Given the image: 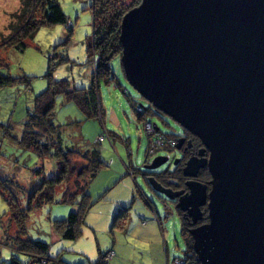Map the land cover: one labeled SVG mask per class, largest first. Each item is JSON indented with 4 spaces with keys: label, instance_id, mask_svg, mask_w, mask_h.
<instances>
[{
    "label": "rangeland",
    "instance_id": "obj_1",
    "mask_svg": "<svg viewBox=\"0 0 264 264\" xmlns=\"http://www.w3.org/2000/svg\"><path fill=\"white\" fill-rule=\"evenodd\" d=\"M93 1L58 0L73 27L67 23L42 26L25 40L23 47L15 48L4 44L26 23V17L32 15L31 8L25 0H0V73L17 79L11 86L0 87V176L13 178L16 184L10 183L12 190L24 207L40 183L36 171L43 166L41 175L49 178L57 169L55 161L41 160L32 150L21 147L16 139L23 134L35 96L47 89L49 73L53 80H68L71 89L91 87L94 66L88 48L93 37ZM35 15L41 17L40 11ZM111 67L115 74L113 81L96 83L102 115L88 118L74 101L59 95L53 117L54 123L61 127L65 148L97 149L106 164L88 188L94 205L85 217L82 235L76 240L64 239L54 227V221L67 218L81 201L78 197L74 202H64L66 185H60L54 203L30 212L28 237L47 243L50 256L61 254L70 264H96L101 254H106L105 261L108 256L114 259L117 255L108 264H161L163 261V264L177 261L186 264L183 257L187 244L176 203L154 191L138 171H144L145 165L158 156H167L169 161L155 171H175L173 162L180 154L175 150L176 138L168 135H178L182 127L166 113L158 112L128 82L121 58H115ZM136 105L151 108L146 121H139L137 111L141 113L142 109H136ZM148 121L160 131L155 130L150 137L158 136L162 142H149L144 126ZM105 131L112 141L107 137L100 139ZM150 147L152 153H149ZM73 160L78 167L86 164L77 156ZM124 209H128L126 224L123 228H113L115 215ZM200 224L203 223L194 227ZM16 235L17 226L9 217L8 204L0 194V261L6 264L12 262L13 256L22 262L28 261V256L16 247L5 244ZM158 237L162 248L165 245L167 249L168 262L167 257L160 259Z\"/></svg>",
    "mask_w": 264,
    "mask_h": 264
},
{
    "label": "water",
    "instance_id": "obj_2",
    "mask_svg": "<svg viewBox=\"0 0 264 264\" xmlns=\"http://www.w3.org/2000/svg\"><path fill=\"white\" fill-rule=\"evenodd\" d=\"M120 40L128 82L204 145L183 169L188 191L149 177L194 225L208 208L191 229L200 264H264V0H142Z\"/></svg>",
    "mask_w": 264,
    "mask_h": 264
},
{
    "label": "trees",
    "instance_id": "obj_3",
    "mask_svg": "<svg viewBox=\"0 0 264 264\" xmlns=\"http://www.w3.org/2000/svg\"><path fill=\"white\" fill-rule=\"evenodd\" d=\"M25 2L26 6L31 8L32 15L26 17V23L16 30L13 38L4 44L5 47L21 48L25 45V40L32 37L42 26L68 24L69 22L58 0H25ZM141 3L142 0H94L92 5L93 37L88 48L89 59L94 66V79L91 87L71 89L68 80H53L51 73H49L50 81L47 89L35 96L24 125L23 134L21 138L16 140L21 147L32 150L41 160L51 159L55 161L57 171L49 178L41 175V173L43 174V166L36 171L41 180L35 190L30 193L31 195L28 196L25 207L14 195L10 184L13 183V178L0 176V194L8 204L9 217L17 226V235L10 240L11 242L8 240L5 244L12 248L16 247L21 254L28 256L27 262H22L17 256H13L10 264H70L62 259L61 254L56 257L50 256L47 243L35 241L28 237L29 214L44 204L54 203L57 187L66 185L63 201L74 202L78 197L81 201L78 202V209L72 211L67 218L54 221V227L62 238L78 239L83 232L82 226L85 223V217L94 205L88 188L98 173L106 167V164L102 161L97 149L79 151L63 146L61 127L53 121L57 97L64 95L67 101H74L88 118H96L100 114L102 115L96 83L109 84L115 78L111 63L115 58H121L123 53L120 40L122 20L127 12L138 7ZM38 10L41 17L35 15ZM16 80V78L0 73V87L11 86ZM135 108L142 109L141 113L137 111L139 121H146V115L149 114L151 108L142 105H136ZM156 110L158 111L157 108ZM157 131L160 132L159 129ZM168 136L176 137V135ZM76 156L80 157L86 164L78 167L73 160ZM138 171L143 173L151 188L150 176H154L157 180L159 178L162 184H165V181L177 188L185 186L186 179L183 177L181 167L175 171L165 170L161 173H157L155 170L149 171V169ZM177 180L180 181L177 182ZM198 180L206 184L209 183L211 175L207 168L200 171ZM73 181H75L74 187L70 188V183ZM177 210L182 219L183 234L187 244L183 260L186 261V264H200L194 250V238L191 234L194 224L185 212L179 208ZM202 210L204 218L201 222L206 223L209 220L208 208L203 207ZM127 213L128 209H124L115 215L113 228L124 227L125 221L128 219ZM105 256L106 254H101L96 264H108L109 261H105ZM0 264L6 263L0 261Z\"/></svg>",
    "mask_w": 264,
    "mask_h": 264
},
{
    "label": "flooded vegetation",
    "instance_id": "obj_4",
    "mask_svg": "<svg viewBox=\"0 0 264 264\" xmlns=\"http://www.w3.org/2000/svg\"><path fill=\"white\" fill-rule=\"evenodd\" d=\"M181 126V125H180ZM182 127V126H181ZM176 141H175V150H177L178 152H179V157L177 158V163H175V160H174V162H173V164H174V169L176 170V169H179V167H181V169H182V173H183V169H184V167H185V165L184 164H186V162L185 161H187L189 158H191V157H193V156H197L198 155V153H199V151L201 150V149H203V147H204V145H203V143L201 142V140L197 137V136H195V135H193L191 132H189L188 130H186L185 128H183L182 127V129H181V132L178 134V135H176ZM179 139H183V144H182V146H181V148L180 149H178L177 147H176V145H177V143H178V141H179ZM189 142H191L190 144H189ZM208 153H206V155H207ZM169 161V160H168ZM173 169V170H174ZM150 170V169H149ZM168 170H170V169H168ZM170 171H172V170H170ZM157 173H161V172H163V171H156ZM200 174V173H199ZM198 174V175H199ZM183 177L186 179L185 180V186H182V187H179V188H177L176 186H174V185H169V184H167V182H165L164 181V183L165 184H163L165 187H167V188H171V189H173V190H184V191H188V188H187V186H186V182L189 180V178L188 177H186V176H184V173H183ZM196 179H198V177L196 178ZM174 181H176V180H174ZM180 180H177V182H179ZM209 187H210V185H209ZM166 199H168V198H166ZM170 200V199H169ZM172 202H178V199H175V200H171ZM187 215V214H186ZM188 216V215H187Z\"/></svg>",
    "mask_w": 264,
    "mask_h": 264
},
{
    "label": "built area",
    "instance_id": "obj_5",
    "mask_svg": "<svg viewBox=\"0 0 264 264\" xmlns=\"http://www.w3.org/2000/svg\"><path fill=\"white\" fill-rule=\"evenodd\" d=\"M68 26H69L70 28L73 27V22L69 21V22H68ZM144 126H145V131H146L148 137L150 138V139H149V142H151V143L162 142V139H161L160 137H158V136H155V137H152V138L150 137V136H151V133L154 132V131L156 130L154 124H153L151 121L148 122V123L146 122V124H145ZM156 131H157V130H156ZM106 137L109 138L110 141H112L111 138L109 137V135H108V133H107L106 131H105L104 134H102V135L100 136V139L103 140V139H105ZM152 148H154V146H153ZM152 148L150 147V149H149V153H152V151H151ZM112 254H113V253H112ZM110 257H111V256H108V258H107L106 261L110 260V259H111ZM175 264H185V262H178V261H177Z\"/></svg>",
    "mask_w": 264,
    "mask_h": 264
},
{
    "label": "crops",
    "instance_id": "obj_6",
    "mask_svg": "<svg viewBox=\"0 0 264 264\" xmlns=\"http://www.w3.org/2000/svg\"><path fill=\"white\" fill-rule=\"evenodd\" d=\"M156 229V228H155ZM155 231V230H154ZM158 244H159V254H160V259L161 260H164L163 258L164 257H167V262H168V252H167V249L165 248V245H164V249L162 248V245H161V241H160V238L158 237ZM109 253V252H108ZM117 257V255L115 254V258ZM114 258V259H115ZM114 259L112 258L111 260H110V262H113L114 261ZM109 263V262H108ZM164 263V261L163 262H161V264H163Z\"/></svg>",
    "mask_w": 264,
    "mask_h": 264
},
{
    "label": "bare ground",
    "instance_id": "obj_7",
    "mask_svg": "<svg viewBox=\"0 0 264 264\" xmlns=\"http://www.w3.org/2000/svg\"><path fill=\"white\" fill-rule=\"evenodd\" d=\"M72 22V21H71ZM154 124V123H153ZM155 125V124H154Z\"/></svg>",
    "mask_w": 264,
    "mask_h": 264
}]
</instances>
